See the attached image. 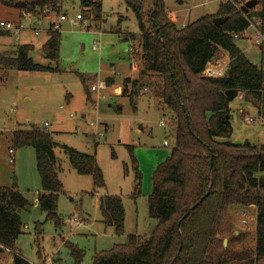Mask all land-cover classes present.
I'll use <instances>...</instances> for the list:
<instances>
[{
	"label": "trees",
	"instance_id": "obj_1",
	"mask_svg": "<svg viewBox=\"0 0 264 264\" xmlns=\"http://www.w3.org/2000/svg\"><path fill=\"white\" fill-rule=\"evenodd\" d=\"M64 1L0 0V5L16 10L20 19L24 14L44 18L60 14ZM122 1L135 16L138 35L117 34L124 42L138 39L140 49L138 77L123 80L122 96L129 98L136 111L133 99L141 90L148 91L169 113L167 124L174 139L169 156L153 172L147 211L157 223L151 235H129L126 243L94 253L91 263L264 264V145L230 141L232 100L225 96L226 91H236L235 98L241 95V100L264 121V43L258 46L259 65H253L234 39L235 35L240 39L251 22H259V30L262 29L264 0H259V7L247 14L230 1L222 2L214 15L199 17L183 28H177L167 17L163 0ZM79 9L82 19L100 23L102 0H79ZM216 18L225 22L215 26ZM60 42V32L49 26L47 40L41 47L45 60L58 61ZM31 51L32 46L19 45L0 53V71L60 72L57 66L34 63ZM221 53L228 57L229 73L222 77L207 76L205 70L219 62ZM151 76L158 82L149 83V88L144 81ZM78 78L90 103L89 89L95 79L83 75ZM105 84L113 85L112 78ZM26 147L34 150L41 186L37 202L44 219L35 223L34 232L37 257L42 260L39 240L44 225L52 224L55 231L64 227L57 212L64 189L58 177L55 149L62 150L77 175L91 178L92 193L104 189L105 182L95 153L87 155L65 145L58 146L47 130L35 127L12 132L10 149ZM126 148L134 169L131 196L134 199L140 194L141 174L133 156L134 148ZM111 156L115 158L113 153ZM123 169L126 173L125 165ZM12 180L11 186L0 188V248L9 253L11 264H30L16 246L24 227L20 213L30 205L18 190L15 178ZM98 205L101 224L113 229L115 236L123 235L125 212L121 198L104 195ZM251 207L255 229L250 248L243 243L241 233L234 234L230 211ZM223 237L227 239L226 246ZM64 246L73 264H82L85 251L68 242Z\"/></svg>",
	"mask_w": 264,
	"mask_h": 264
},
{
	"label": "rangeland",
	"instance_id": "obj_2",
	"mask_svg": "<svg viewBox=\"0 0 264 264\" xmlns=\"http://www.w3.org/2000/svg\"><path fill=\"white\" fill-rule=\"evenodd\" d=\"M221 1L183 0L184 3L180 5V0H163L167 11L176 14L177 27L204 15H214ZM60 14L67 18L59 21L61 42L57 62L45 60L41 47L47 40L46 31L49 25L57 21L58 15L49 14L50 17H44L45 19H37L35 16L23 19L21 24L25 30L21 33L19 42H15L13 35L7 36L0 31V53L12 51L21 44H28L32 46L30 57L34 63L52 68L57 66L60 69V72L55 73L0 71V188L11 186L12 179L15 178L19 190L16 156L20 150H14L15 164L9 161L8 153L14 131L31 130L35 127L44 130L43 124L47 123V131L52 134L58 146L65 145L87 155L95 153L105 182V188L97 192L114 194L121 198L125 212L123 235L117 237L113 229L101 225L100 213L95 208V196L88 195L93 191L91 178L77 175L70 167L66 155L60 148H56L55 155L61 167L59 178L64 185V194L58 199L57 212L64 227L61 231H55L52 224H45L43 238L39 240L42 260L53 255L59 248V264H73L64 240L85 251L82 264H92L94 253L126 243L129 235L149 237L153 232L157 222L149 217L147 211L153 172L169 156L174 136L168 129L169 113L148 91L141 90L133 99L136 111L130 106L129 98L122 96L123 80L127 77L131 80L137 79L140 71L138 41H121L117 33L103 32V29L117 27L121 33L138 35L135 16L123 1L102 0V14L106 21L101 27V23L94 24L88 19L87 24L75 20L80 16L79 0L64 1ZM120 18L124 21L118 22ZM18 20L19 14L16 10L0 5V21ZM34 31L39 32V35L34 36ZM249 33L251 41L237 39L235 44L253 65H259V47L253 42L255 34L251 29ZM261 33L264 43V20ZM218 61L228 65L222 53ZM134 64L137 68L133 67ZM78 75L95 79L90 88L105 84L108 78H112L113 85L107 87L105 84V88L97 92L89 89L90 103H87ZM144 82L150 88L149 83L155 84L158 80L151 76ZM239 96L240 99L237 97L230 104L233 130L230 141L264 145V127L259 123L246 124L241 116L246 112L250 117L256 118L257 112ZM92 134H97L98 137L92 138ZM165 142L167 146L164 145ZM127 146L134 148L133 156L141 174L140 194L134 199L131 197L134 169ZM111 153L115 158H112ZM33 193L34 190L30 188V198ZM73 216L78 218L80 224L70 222ZM230 217L234 234L241 233L243 243L253 247L254 208L233 209ZM43 219L37 209H31L22 216L21 221L27 229L23 230L16 246L23 258L31 264H39L41 261L37 257L34 225ZM224 240L227 241L225 237ZM9 261L8 253L0 254V264H8Z\"/></svg>",
	"mask_w": 264,
	"mask_h": 264
},
{
	"label": "crops",
	"instance_id": "obj_3",
	"mask_svg": "<svg viewBox=\"0 0 264 264\" xmlns=\"http://www.w3.org/2000/svg\"><path fill=\"white\" fill-rule=\"evenodd\" d=\"M222 2H225V0H222L220 3H222ZM184 2H183V0H180V2H179V4L180 5H182ZM219 3V4H220ZM164 7H165V5H164ZM218 10V9H217ZM165 11H166V13L168 14V16L169 15H171L172 16V19H171V21L175 24V26L177 27V25H176V21H177V16H176V14H173V13H170V12H168L167 11V9H166V7H165ZM80 15V14H79ZM50 16H47V17H45V18H49ZM45 18H43V19H45ZM33 19V18H32ZM42 19V18H41ZM22 21V19H20L19 18V20L17 21V22H21ZM106 21V17H105V15L104 14H102V18H101V21H100V23H98V25H99V27H101L102 25H103V23ZM121 21H124L123 20V18H120L119 19V21L118 22H121ZM17 22H12V23H17ZM53 24V23H52ZM187 24H189V23H186V24H184V25H181L180 27H177V28H183L184 26H186ZM49 26H51V25H49ZM60 27H61V24H60ZM262 27H263V23H262ZM115 32V33H117V32H121V31H119L118 29H117V27H110L108 30H106V29H103V32ZM249 31L250 30H248L247 32H246V34L245 35H243L240 39H247V40H249V41H251V38H250V33H249ZM261 32H262V29L260 30ZM23 32V31H22ZM21 32V33H22ZM21 33H20V35H21ZM125 33H127V32H125ZM5 34H7V33H5ZM46 34H47V31H46ZM123 34V33H122ZM129 34H132V33H129ZM262 34V33H261ZM10 34H7V36H9ZM118 35V34H117ZM137 36V35H136ZM136 41H138V39L136 40ZM130 43H132L131 41H130ZM21 45H28V44H21ZM222 55L224 56V61L226 60L227 61V63H228V57H227V55L225 54V53H222ZM133 58H134V56H133ZM134 60H136V58H134ZM226 66V70H227V64L225 65V64H223V63H221V62H218L217 64H215V65H212L211 67H214V68H220V67H225ZM133 67L134 68H137V66L134 64L133 65ZM132 67V68H133ZM128 78V77H127ZM108 79H110V78H108ZM126 79V78H125ZM107 80V79H106ZM237 97H239V99H240V96H237ZM231 104V103H230ZM243 115L245 116H249V113H243ZM244 119V118H243ZM260 125H261V127H264V125H263V122H262V124L261 123H259ZM91 137L93 138V136L91 135ZM233 142V141H232ZM234 143H236V142H234ZM241 143H243V142H241ZM255 145H259V144H255ZM10 150V149H9ZM9 150H8V152H9ZM20 150V151H19ZM18 151L19 152H17L18 153V155L16 156V166H18L19 167V170H18V177H16L17 178V181H18V186H19V190H20V192L23 194V196H24V198L28 201V203H29V207L27 208V209H25L24 211H22L21 213H20V218H21V220H22V216L24 215V214H27V213H29L30 212V210L31 209H37L39 212H40V210H39V207H38V202H37V200H38V193L41 191V186L40 185H38V180H39V183H40V179H39V176H38V173H37V170H36V162H35V153H34V150L32 149V148H29V147H26V148H22V149H19ZM55 152V151H54ZM15 151H13V159H12V164H15ZM56 156V155H55ZM57 158V157H56ZM58 159V158H57ZM9 161H10V159H9ZM58 162H59V160H58ZM59 164V163H58ZM60 171H61V167L59 166V171H58V177H59V174H60ZM18 178H19V180H18ZM59 180H60V182L62 183V186H63V188H64V185H63V182H62V180L59 178ZM30 188L31 189H33L34 190V193L32 194V198H30L29 197V192H30ZM98 191V190H97ZM97 191H95V192H91L92 193V196H95V208H97L98 209V203H99V198L101 197V196H104V195H114V194H108V193H102V192H100V193H98ZM91 193H89V194H91ZM99 211V210H98ZM40 214L41 215H43V217H44V214H42L41 212H40ZM101 219V218H100ZM83 222L84 223H87V221L86 220H83ZM100 222V221H99ZM101 223V222H100ZM102 225V224H101ZM103 226V225H102ZM104 227V226H103ZM26 230L27 228H25V226L23 227V230ZM34 234H35V232H34ZM43 238V237H42ZM63 242L64 243H66V242H68V241H64L63 240ZM17 243V242H16ZM69 243V242H68ZM77 246V245H76ZM58 250H59V248L57 249V250H55L54 251V253H53V255H51L50 257H48V258H43V260H41L40 262H39V264H59L61 261H60V259L58 258V256H59V252H58ZM6 251H3V252H0V254L2 253H5ZM6 253H8V252H6ZM9 254V253H8ZM10 256V255H9ZM8 264H11V256H10V261L9 262H7ZM31 264V263H30Z\"/></svg>",
	"mask_w": 264,
	"mask_h": 264
},
{
	"label": "built area",
	"instance_id": "obj_4",
	"mask_svg": "<svg viewBox=\"0 0 264 264\" xmlns=\"http://www.w3.org/2000/svg\"><path fill=\"white\" fill-rule=\"evenodd\" d=\"M225 1H230L238 10L241 11V8L249 1V0H235V1H232V0H225ZM242 12V11H241ZM243 13V12H242ZM169 19L171 20L172 19V16L169 15L168 16ZM41 17H37V19H40ZM67 17L63 14H58V19L56 22H54L53 24H51V28L53 31H58L60 32V22L62 21H65ZM22 20L23 19H31V15H27V14H24L21 18ZM76 21H83V24H87L86 20L85 19H82L80 16L75 18ZM60 21V22H59ZM76 21H74V23H76ZM259 27H260V23L259 22H255V23H249V28L248 30H252V32L255 34V41H253L256 45H260L261 43H263V40H262V37H261V31L259 30ZM24 27L22 26L21 22H17V23H12V22H6V21H0V31L1 32H4V33H7V34H10V35H13L15 37V42H19L20 41V33L22 31H24ZM247 30V31H248ZM246 31V32H247ZM246 32L243 34L245 35ZM33 35L34 36H38L39 35V32H33ZM234 39H239V37L237 35L234 36ZM95 46V45H94ZM226 68H214V67H208L206 70H205V74L207 76H210V77H222L225 73H226ZM105 88V84H98L97 86H92L90 91L91 92H97L99 89H104ZM243 121L246 123V124H249V125H255L256 123H262L263 120L262 118L257 115L256 118L254 117H250V116H245ZM43 128L44 130H47L48 128V124L47 123H44L43 124ZM104 129V128H103ZM106 131V129H105ZM93 137H98L97 134H92ZM165 146H167L166 142L164 143ZM9 158H10V162H12V159H13V150H9ZM70 222L73 223V224H80V221L78 222V218L76 216H73L71 219H70Z\"/></svg>",
	"mask_w": 264,
	"mask_h": 264
},
{
	"label": "water",
	"instance_id": "obj_5",
	"mask_svg": "<svg viewBox=\"0 0 264 264\" xmlns=\"http://www.w3.org/2000/svg\"><path fill=\"white\" fill-rule=\"evenodd\" d=\"M259 4V0H249L242 8H241V11L243 12V14H247L249 12V10L257 7ZM225 21L220 19V18H216V19H213V24L215 26H220L224 23ZM226 73H229V70L226 71ZM225 96L229 99V100H233L236 96V91H233V90H229V91H226L225 92ZM203 200V198L200 199V201L198 203L195 204L194 207H192V209L196 208L199 203ZM187 215V214H186ZM185 215V216H186ZM184 216V217H185ZM179 226V224H178ZM226 240L223 241V246L226 245ZM0 252H3V250L0 248Z\"/></svg>",
	"mask_w": 264,
	"mask_h": 264
}]
</instances>
